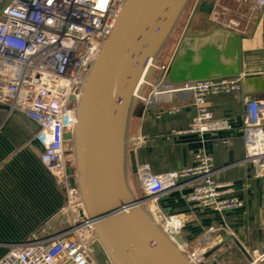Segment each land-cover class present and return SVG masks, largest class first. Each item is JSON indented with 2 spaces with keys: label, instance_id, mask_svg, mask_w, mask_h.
I'll return each mask as SVG.
<instances>
[{
  "label": "built area",
  "instance_id": "1",
  "mask_svg": "<svg viewBox=\"0 0 264 264\" xmlns=\"http://www.w3.org/2000/svg\"><path fill=\"white\" fill-rule=\"evenodd\" d=\"M122 2L9 0L0 11V105L6 106L9 112H22L37 124L34 137L42 148L40 162L65 188L70 177V159L63 135L76 121V101L87 67L97 56L99 43L111 31ZM254 8L264 10V0H255ZM153 65L148 70L146 64L137 81L139 87L136 83L133 93L143 110L152 109L162 99L190 97L195 113L186 129L172 130L174 135H216L231 129L227 120L213 116L206 99L240 91L242 77L170 84L166 81L168 67L161 66L160 77L150 82L148 75ZM146 88H150L148 95L143 93ZM244 99V161L255 163L257 175H263L264 99ZM179 112L177 107L166 114ZM161 115L158 112L155 117ZM214 174L213 158L205 153L195 155L193 164L187 168L168 173L152 174L147 165H137V178L146 202L152 203L171 190L188 188L183 201L200 208L222 213L242 206L243 202L232 196L233 185L218 183ZM83 233L88 234V239ZM91 235V224L70 222L67 229L53 235L12 245L0 264H96L88 251ZM189 257L194 264L207 262L203 255ZM248 264H264V252Z\"/></svg>",
  "mask_w": 264,
  "mask_h": 264
},
{
  "label": "water",
  "instance_id": "2",
  "mask_svg": "<svg viewBox=\"0 0 264 264\" xmlns=\"http://www.w3.org/2000/svg\"><path fill=\"white\" fill-rule=\"evenodd\" d=\"M188 2L123 0L87 67L76 121L63 135L73 154L67 193L80 205L71 222L92 225L88 251L96 264H194L165 224L153 220L145 194L133 192L129 176L137 174V164L135 153L128 151L134 143L128 131L136 83L147 62L157 61ZM213 7V1L199 0L194 12L207 18ZM205 25L184 32L167 65V83L242 76L243 37L208 21Z\"/></svg>",
  "mask_w": 264,
  "mask_h": 264
},
{
  "label": "crops",
  "instance_id": "3",
  "mask_svg": "<svg viewBox=\"0 0 264 264\" xmlns=\"http://www.w3.org/2000/svg\"><path fill=\"white\" fill-rule=\"evenodd\" d=\"M8 1L0 0V11ZM228 1L240 7L241 0ZM252 3L249 9L256 13V21L251 33L241 27L248 18L235 19L234 26H221L243 37L242 89L206 99L213 116L227 120L230 130L216 135H174L172 130L186 129L195 113L190 97L162 99L134 116L132 151L137 165H147L152 174L168 173L187 168L199 153L208 154L213 158L214 179L231 183L232 196L243 202L239 208L215 212L184 202L182 196L188 188L171 190L152 202V213L169 227V235L187 256H204L219 247L206 258V264H248L264 252V174L257 175L255 163L244 161L242 133L244 98L264 99V10L254 8L255 0ZM177 107L178 114L167 116V111ZM158 112L160 118L155 117ZM37 131V124L22 112H9L0 105V249H6L0 252V259L14 244L47 236L31 233L51 224L62 206L58 181L40 162L42 148L34 137ZM129 177L132 187L139 186L137 174ZM72 218L65 214L61 222L68 226Z\"/></svg>",
  "mask_w": 264,
  "mask_h": 264
},
{
  "label": "rangeland",
  "instance_id": "4",
  "mask_svg": "<svg viewBox=\"0 0 264 264\" xmlns=\"http://www.w3.org/2000/svg\"><path fill=\"white\" fill-rule=\"evenodd\" d=\"M197 2L198 0H189L188 4L183 10L181 18L178 21L175 29L173 30L171 37L167 41V44L163 48L162 53L159 55L157 61L153 65L155 67H152L151 72L148 75V80L150 82L156 81L160 77L161 66L168 65L169 61L171 60L175 52V48L177 47L179 41L183 38L185 34L184 32L187 30L188 27L192 29H200L201 27L206 26L205 21H208L212 24L219 25V26H223V25L232 26V23L234 22L235 19L237 20V19L248 18V20L250 21L246 22V24L241 23V27L243 28L244 32H246L247 34L251 33V29L256 21V13L252 10L250 11L249 9L250 6L253 5L252 0L239 1L240 7L236 6L235 4L234 5L231 4L228 0H217L216 2L214 0L213 2L214 7L211 11L213 16H211V18L210 16L206 18L202 14L194 13L195 8L197 7L196 6ZM143 93L145 95H148L150 93V88L144 89ZM135 102L136 103H135V108H134V114H133V117L131 118L129 131H128L129 139H132L135 133L136 120H137L134 117L135 112H137V110L140 107H142V103L140 101L135 100ZM132 149H133V145L130 144L128 146V151L130 150L132 151ZM66 153H67L68 160L70 159V162L68 164V169L73 168V154H72V146L70 142L66 144ZM130 180H131V177H129V182L131 186L132 184ZM59 187L61 188V205H62L60 210L58 211V213L55 214V217L53 218V221H51V224L47 226H43L40 230H37V232L35 233H31L34 236L42 235V234L50 236L56 232H59L60 230L67 229L68 226H64V224H62L61 218H63L65 214L67 215L69 214V216L73 217L74 215H76L78 209L80 208V205L73 202V200L68 196V193H67L68 188H65V186L61 184V181L59 183ZM132 189L135 194L142 193L140 186H137V187L134 186L132 187ZM145 208L148 209V206L146 204H145ZM66 211L67 213H65ZM72 219L71 221H73ZM87 237H88V234L85 236V238L88 239ZM89 239L91 240L90 237ZM3 250L0 249V252H3Z\"/></svg>",
  "mask_w": 264,
  "mask_h": 264
},
{
  "label": "bare ground",
  "instance_id": "5",
  "mask_svg": "<svg viewBox=\"0 0 264 264\" xmlns=\"http://www.w3.org/2000/svg\"><path fill=\"white\" fill-rule=\"evenodd\" d=\"M120 7H121V6H120ZM120 7H119V11H120ZM119 11H118V12H119ZM118 12H117V14H118ZM103 41H104V40H103ZM103 41H101V42H103ZM99 46H100V43H99ZM98 50H99V48H98ZM97 52H98V51H97ZM98 53H99V52H98ZM98 53H97V55H98ZM96 57H97V56H96ZM96 57H95V58H96ZM95 58H94V59H95ZM152 64H154V63H153L151 60L148 61V62H147V68L150 67ZM148 70H150V69L148 68ZM139 84H140V83L138 82V83H137L138 87H139ZM79 95H80V94H79ZM147 206H148V205H147ZM151 206H153V203H150V204H149V206H148V212L150 213V215H151V217L153 218V220H156V221L158 222L157 218L155 217L156 214H153V213H154V210L151 208ZM152 212H153V213H152ZM170 226H171V228H172V225H170ZM166 229H167V231H170L169 227H168V228L166 227ZM175 234H176V233H175ZM81 235H82V233H81ZM83 235L85 236V233H83ZM193 254H195V253H193ZM193 254H192V255H193ZM195 256H197V255H195Z\"/></svg>",
  "mask_w": 264,
  "mask_h": 264
},
{
  "label": "flooded vegetation",
  "instance_id": "6",
  "mask_svg": "<svg viewBox=\"0 0 264 264\" xmlns=\"http://www.w3.org/2000/svg\"><path fill=\"white\" fill-rule=\"evenodd\" d=\"M195 13V12H194ZM196 14H199V13H196ZM201 14V13H200Z\"/></svg>",
  "mask_w": 264,
  "mask_h": 264
}]
</instances>
